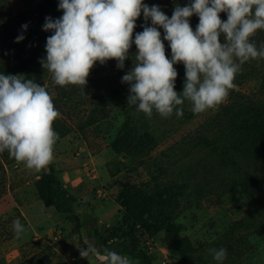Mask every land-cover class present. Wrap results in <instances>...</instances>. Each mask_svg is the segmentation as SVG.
<instances>
[{"label": "rangeland", "instance_id": "rangeland-1", "mask_svg": "<svg viewBox=\"0 0 264 264\" xmlns=\"http://www.w3.org/2000/svg\"><path fill=\"white\" fill-rule=\"evenodd\" d=\"M41 1L0 0V68L20 64L32 50L23 23L35 24ZM198 23L197 16L193 30ZM252 40L264 43V30ZM130 70L116 60L97 62L84 91L56 85L42 65L25 71L61 114L53 124L60 139L52 164L80 206L69 216L46 209L35 182L49 166L37 173L0 153V264H106L102 255L80 256L94 247L82 226L88 215L103 238L132 241L135 254L127 257L134 264H264V167L253 169L259 162L243 147L245 133L222 109L264 102V59L242 65L216 109L197 115L185 100L179 118L175 111L148 117L129 105L122 77ZM248 169L261 180H246ZM15 219L28 228L20 239ZM220 248L223 262L209 252Z\"/></svg>", "mask_w": 264, "mask_h": 264}, {"label": "clouds", "instance_id": "clouds-1", "mask_svg": "<svg viewBox=\"0 0 264 264\" xmlns=\"http://www.w3.org/2000/svg\"><path fill=\"white\" fill-rule=\"evenodd\" d=\"M61 18H46V58L41 61L60 87L78 86L83 91L97 62L116 60L123 68L134 43L137 53L131 70L122 77L129 87L128 104L151 117L153 111L169 118L175 111L183 116L185 100L191 111L201 114L224 103L243 64L264 59V43L259 48L252 40L264 30V0H194L177 5L169 18L160 7H149L143 0H60ZM226 13L227 20L220 14ZM143 14V31L135 33L137 19ZM196 15L195 30L190 18ZM25 29L27 25L23 26ZM158 28L163 29V39ZM24 37L19 36L17 42ZM222 38V39H221ZM167 41L171 59L166 56ZM185 67L183 91H175L178 72ZM50 93L24 75L0 74V153L34 172L46 169L54 160L59 134L54 121L60 117ZM30 227V226H29ZM12 230L17 239L28 228L15 219ZM217 262L226 258V249H209ZM101 253L95 247L80 249L88 259ZM106 264H134L127 256L104 249Z\"/></svg>", "mask_w": 264, "mask_h": 264}, {"label": "trees", "instance_id": "trees-1", "mask_svg": "<svg viewBox=\"0 0 264 264\" xmlns=\"http://www.w3.org/2000/svg\"><path fill=\"white\" fill-rule=\"evenodd\" d=\"M59 2L60 0H42L35 7V24H26L24 22L23 26L27 25V28L25 29L23 27L22 29L24 36L32 37V50L25 56H22L20 64H15L4 69L0 68V74L23 75L28 68L42 65L41 61L45 59L47 55V37L53 34L52 31H45L43 26L46 22V18H51L54 21L62 17L63 12L59 9ZM143 2L149 7L157 5L166 15L167 13H170L172 16L177 5L184 7L194 2V0H143ZM220 16L222 20H227L226 13H221ZM195 21H197V16L193 15L190 18L191 27ZM145 24H147V26H151V21L149 20L146 22L143 18V14H141L136 21L133 40L135 33L142 32ZM158 30L161 32V38L163 39V29L158 28ZM163 42L165 45L166 56L171 59L170 46L166 40ZM136 53L137 49L133 43L131 49L129 50V57L126 59L128 62H124V65L126 63L130 64V68H132ZM174 67L178 72V76L175 81V91L177 93H181L185 82V67L182 63H178L174 65ZM126 87L129 88L130 86L126 83ZM262 87H264V78L262 79ZM222 109L231 115L233 127H235L236 130H241L245 133L243 147L247 154L250 155V158L253 159V156L255 158L257 157L259 166H254L253 169L260 171L264 167V102L257 106H248L246 108L239 106L237 109L234 104H229L224 105ZM242 176H244L246 180L250 179L253 181H259V179L262 178V176H259L258 173L254 176V172H251V169H248V172L244 173ZM35 188L40 201L46 209L53 208L59 214L69 216L75 214L77 208L80 206V200L62 183L56 168L52 163L49 165V173L43 175L35 182ZM94 224L95 220L93 221L91 216L88 215L83 218L82 226L86 228L88 234L93 238L94 247L98 249L102 256L104 249L106 248L113 250L122 256L135 254L134 244L132 241L131 243H126V240L109 241L99 234Z\"/></svg>", "mask_w": 264, "mask_h": 264}]
</instances>
